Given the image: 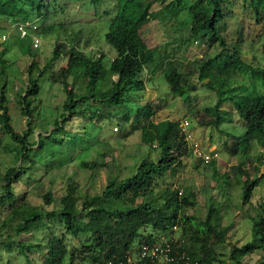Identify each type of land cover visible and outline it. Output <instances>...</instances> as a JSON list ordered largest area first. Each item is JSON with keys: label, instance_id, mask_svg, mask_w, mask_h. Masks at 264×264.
Listing matches in <instances>:
<instances>
[{"label": "rangeland", "instance_id": "1", "mask_svg": "<svg viewBox=\"0 0 264 264\" xmlns=\"http://www.w3.org/2000/svg\"><path fill=\"white\" fill-rule=\"evenodd\" d=\"M192 1L155 0L147 10V21L142 26V35L149 46L158 45L161 50L164 42L170 39L167 48L179 62L178 67L182 72L180 81L187 87L188 98L183 100L180 95L172 93L160 73L152 75L145 70L142 76L144 89L132 91L124 106L130 108V113L134 114V108L138 104L150 102L153 109L151 118L154 121L170 118L180 122L187 119L192 134L200 142V149L209 152L214 148L218 156L214 157V165L211 166L207 165L211 161L199 160L189 153L181 157V164L174 170L152 177L149 186L154 191L159 192L165 186L177 188L190 202L182 207L176 224L168 234L150 227H146L144 233L152 231L158 241L165 240L167 236L187 240L194 224L204 220L212 206L218 213L214 218L212 211L211 220L216 221L218 227L227 226L222 242L208 243V247L217 257L213 264H235L230 257L231 247L251 239V216H264V147L253 141L245 151L231 152V138L227 132L230 135L241 134L245 129V122L237 115L230 100L222 102L221 107L226 112L219 128L201 123L210 118L203 109L216 101V93L197 79L196 61L201 55L215 54L220 45L216 39L210 43H199L195 40L184 44L172 42V39L184 38L188 34L192 14L186 6ZM229 1L233 3L232 15L220 20L216 29L229 46L234 44L237 47L243 60L264 68L263 21L255 20L249 7L242 8L243 0ZM115 9L116 0H99L96 4L89 0L47 1L44 5V22L34 11H31L32 18L27 20L36 26L33 32L38 38V45L34 46L31 56L19 50L17 40L21 37L15 23L10 24L8 20L0 17V34L6 35V40L0 42V51L6 49L3 60L0 61V83L5 84L3 92L7 98L5 104L9 123L15 132L26 133L25 148L22 150L23 143L13 139L0 121L1 174L8 166L19 167L20 170L17 180L11 183V190L16 198L4 200L0 204V264H29L16 242H37L48 239L52 234H64L68 251L76 256L75 263L80 261V256L84 253L80 240L65 229L58 214L48 216L46 212L58 205L59 196L65 191L67 183L75 185L77 194L93 197L105 188L108 176L112 175L117 179L128 176L134 172L144 156L153 157L157 152L155 147L151 148L141 141L139 129L132 130L128 122L118 126L116 115L106 121L98 118L91 120L87 115L71 116L62 108L66 92L54 76L66 62L69 42L74 38V44L82 51H92L95 55L104 53L103 62L107 66L114 49L105 42L103 31ZM10 26L13 27L12 32ZM63 40L66 43L61 48L60 56H51L56 43ZM32 56L37 65L32 71L33 76L38 74V69L45 63L47 65L43 74L38 77V93L27 97L31 98L32 105L37 106L28 116L22 112V103L18 99L21 100L20 93L24 92L26 70ZM115 76L114 74L111 77ZM234 78L237 80L236 85H248L244 92L264 93V82L260 76L237 72ZM68 80L70 82L71 77ZM86 83L87 78L80 77L74 83L75 91L83 92ZM107 84V80L102 81L100 88H105ZM87 102L101 104L89 99ZM107 109L120 113L124 107L110 105ZM56 119L59 124L63 123L58 130L55 129ZM114 126L118 128L114 129ZM38 140L42 141L41 146L36 144ZM26 142L34 144L30 147ZM91 161L96 163L94 167L84 166L85 162ZM237 164L249 173V178H258V183L251 190L247 201L241 196L244 176L239 174ZM2 180L0 178V182ZM26 190L29 191L21 199L20 194ZM47 190L53 196L50 203H45L42 198V193ZM22 201L34 206L41 212L42 217L35 227L15 235L13 224L18 217H11L12 208ZM105 202L114 205L117 201L107 198ZM95 203L94 200L93 204ZM9 217L11 222L1 225L3 219ZM9 241L12 244L7 249L4 245ZM196 244L199 245V242ZM261 244L244 255L242 263L264 264V234ZM27 253L32 264H43L44 256L41 251L32 248ZM200 254L199 250L197 256L200 257Z\"/></svg>", "mask_w": 264, "mask_h": 264}, {"label": "trees", "instance_id": "2", "mask_svg": "<svg viewBox=\"0 0 264 264\" xmlns=\"http://www.w3.org/2000/svg\"><path fill=\"white\" fill-rule=\"evenodd\" d=\"M47 1L0 0V17L8 20L10 24L24 22L32 18L31 11H34L35 15L44 22L46 19L44 5ZM89 1L96 4L99 0ZM154 1L116 0V9L109 17L103 31L105 42L114 49L108 65L103 62L104 53L95 55L92 51L84 52L76 47L72 38L69 42L70 47L66 51V62L60 66L58 73H55L54 79L61 83L66 92L62 108L68 112L67 114L81 117L87 115L91 120L98 118L103 121L110 120L112 115H116L118 126L128 122L132 130L139 129L141 141L151 148L155 147L157 152L153 157L144 156L136 165L134 172L128 176L120 179L112 175L108 176L105 188L95 193L93 197L77 194L75 185L67 183L65 191L59 196L58 205L46 212V215L58 214L65 229L80 240L84 253L80 256V261L75 263L76 256L68 251L64 234L61 236L52 234L48 239L37 242L28 240L16 242L29 264L32 263L27 252L32 248L41 251L44 256L43 264H183L181 259L177 263H166L157 259L151 261L139 257L141 244L158 241L152 231L144 233V229L150 227L168 234L176 224L182 207L190 202V199L186 195H181L182 192L177 188L165 186L157 192L149 186L152 177L174 170L181 164V157L191 153L180 130L179 121L170 118L154 121L151 118L153 109L150 102L138 104L134 108V114L130 113V108L124 106L132 91L144 89L142 76L145 70L152 75L160 73L172 93L180 95L183 100L188 98L187 87L180 81L182 72L178 67L179 62L167 48L170 39L164 42V47L160 50L158 45L149 46L142 35V26L147 21L145 14ZM243 2L242 8L249 7L255 20L263 21L264 29V0H243ZM232 4L229 0H205V2L193 0L186 6L192 14L188 34L183 36L184 38L172 39V42L184 44L195 40L199 43H210L215 39L218 40L220 45L218 52L211 56L201 55L196 61L197 79L203 81L208 89L216 93V101L203 109L210 118L201 123L219 128L226 112L221 107L222 102L230 100L237 115L245 122V129L241 134L230 135L227 132L231 138L229 149L237 153L245 151L253 141L264 147V93L244 92L248 85H236L237 80L234 76L237 72L245 75L249 73L252 76H260L264 82V68L243 60L237 47L234 44L229 46L216 29L220 20L232 15ZM3 28L6 26L3 25ZM9 29L12 32L13 27L10 26ZM17 41L19 50L31 56L35 49L31 35L25 34ZM64 43L65 40L57 42L51 56L59 57L61 48L65 46ZM5 52V48L0 51V61L3 60L2 56ZM46 65L45 63L41 69H38V74L33 76L32 71L37 65L33 56L30 57L26 70L27 82L23 88L24 92L20 93L21 100L18 99L22 103V112L25 115L30 116L32 110L37 107L36 104L32 105L31 98L27 99V97L38 93V77L43 74ZM114 74L116 76L112 78ZM69 77H71L70 82ZM80 77H86L87 83L83 92H76L74 83ZM105 80L108 84L101 89L100 84ZM4 87L5 84L0 83V121L13 139L23 143V150L26 133L15 132L9 123ZM88 99L101 104H91L87 102ZM110 105L123 106L124 110L120 113L110 112L107 109ZM55 126L58 130L62 128L63 123L59 124L56 119ZM28 127L29 125L27 129ZM47 136L49 137L50 134ZM41 142L38 140L36 144L41 146ZM33 144L26 145L31 147ZM213 159L215 158H211L209 160L211 162L207 165L213 166ZM95 165L94 161L84 164L89 168ZM236 168L239 174L244 176L241 196L247 201L251 190L258 183V178H249V173L239 164ZM19 175V167L15 166H8L2 174L0 171V178L3 179L0 182L2 188L0 204L4 200L16 198L11 190V183L17 180ZM28 191L22 192L20 198L24 199ZM42 198L45 203H50L53 200L52 192L45 191L42 193ZM107 198L117 202L109 205L105 202ZM94 200L95 204H93ZM208 211L204 220L194 224L187 240L173 239L170 236L166 238L172 246V253L174 254L175 251L179 254L183 253L184 256H188L191 264H213L217 257L208 247V243L222 242L227 230V226L218 227L217 222L211 220L212 211L215 214L214 218L217 216L216 209L210 206ZM12 214V218H15L13 217L15 215L18 217L13 224L15 235L35 227L42 217L41 212L25 201L14 206ZM251 219V239L231 247L230 257L235 264H244L242 257L262 245L264 216L259 218L251 216ZM7 221L11 222V218H4L1 225ZM198 242L199 245L196 244ZM11 244L12 241H9L4 246L10 249ZM199 250L200 257L197 256ZM128 256H131L130 260Z\"/></svg>", "mask_w": 264, "mask_h": 264}, {"label": "built area", "instance_id": "3", "mask_svg": "<svg viewBox=\"0 0 264 264\" xmlns=\"http://www.w3.org/2000/svg\"><path fill=\"white\" fill-rule=\"evenodd\" d=\"M15 25L20 37H23L25 34H30L32 37V45L33 46L38 45V38L33 32L34 29L36 28L35 25L30 24L29 21L17 22L15 23ZM4 39H6V35L0 34V42L4 41ZM179 127L184 134V139L187 141V145L191 149V153L194 156L201 158L205 162L209 161L211 158L218 156L214 148L210 149L209 152H204L203 150L200 149V142L192 134L190 130V124L187 119L181 120L179 122ZM114 129H116L115 126ZM139 257L148 258L151 261L157 259L164 261L166 263H170V262L177 263L178 260L181 259L183 264H191L188 256H184L183 253L179 254L176 251L174 252V254L172 253V246L167 239L163 241L141 244V246L139 247ZM130 258L131 256H128L129 260Z\"/></svg>", "mask_w": 264, "mask_h": 264}]
</instances>
